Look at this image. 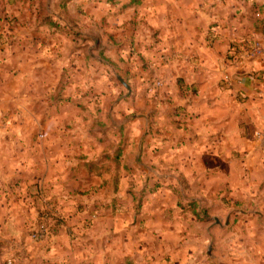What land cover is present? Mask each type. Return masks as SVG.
Wrapping results in <instances>:
<instances>
[{
    "label": "rangeland",
    "instance_id": "rangeland-1",
    "mask_svg": "<svg viewBox=\"0 0 264 264\" xmlns=\"http://www.w3.org/2000/svg\"><path fill=\"white\" fill-rule=\"evenodd\" d=\"M64 1L0 0V264H229L239 238L264 256L251 92L233 93L244 114L225 140L188 146L200 124L165 78L166 47L128 43L98 0ZM258 22L230 55L253 93Z\"/></svg>",
    "mask_w": 264,
    "mask_h": 264
},
{
    "label": "crops",
    "instance_id": "crops-1",
    "mask_svg": "<svg viewBox=\"0 0 264 264\" xmlns=\"http://www.w3.org/2000/svg\"><path fill=\"white\" fill-rule=\"evenodd\" d=\"M98 1L100 7L110 11L107 18L109 22L127 33L128 43L141 44V47L147 43H158L159 49L166 47L160 53L165 54L169 60L168 65H171L165 78L172 92L178 93L179 104L194 113V120L200 124L198 131L188 138V146L213 144L227 138V125L237 122L238 116L244 114L237 113L231 118L233 112L230 109L240 106L232 97L233 93L251 92V99L256 104L252 105L253 108L247 106L251 108V113L249 110L247 113L252 115V121L257 122L258 119L264 122V60L256 67L263 68V71L260 72L262 79L257 81V86L253 84L257 88L254 93L239 81V70L231 67L230 61V48L244 40L242 36L245 31L250 37L261 35L255 12L264 6V0H189L187 7L182 6V0H172L171 7L161 5V0ZM182 11L183 20L180 16ZM144 49L147 50L141 52L150 57L149 46ZM183 85L185 88H193L194 94L189 93L187 96L188 92H185L182 95ZM257 133L264 135V131L257 130L254 134L253 151L264 155ZM181 139L185 140V137ZM1 175L2 172L0 191L5 187L4 175ZM15 178L16 183H20V176ZM255 203L263 209L264 197L256 199ZM255 215L264 219V211H257ZM257 231L264 236V226ZM248 233L255 232L248 230ZM236 235H239V230ZM237 240L236 254H230L229 264H264L262 255H256L259 259L255 258L254 262L248 255H244L250 250L243 247L242 239ZM258 247L262 249L264 244ZM212 263L226 264L221 258Z\"/></svg>",
    "mask_w": 264,
    "mask_h": 264
},
{
    "label": "built area",
    "instance_id": "built-area-1",
    "mask_svg": "<svg viewBox=\"0 0 264 264\" xmlns=\"http://www.w3.org/2000/svg\"><path fill=\"white\" fill-rule=\"evenodd\" d=\"M255 18L261 22V26H262V38L261 40L255 41L254 44L249 47V53L254 54V53H259L264 49V6L260 9H257L255 12ZM243 49V45H234L231 47V53L235 54L236 50H240L242 51ZM153 85L155 87H160L162 85V82L160 80H157L156 82L153 83ZM257 138L260 141V149L261 152L264 154V135H262L261 133H257L256 134ZM47 236V229L44 225H41L40 227H37V229H34L31 233H30V237L33 241H42L43 239H45Z\"/></svg>",
    "mask_w": 264,
    "mask_h": 264
},
{
    "label": "water",
    "instance_id": "water-1",
    "mask_svg": "<svg viewBox=\"0 0 264 264\" xmlns=\"http://www.w3.org/2000/svg\"><path fill=\"white\" fill-rule=\"evenodd\" d=\"M119 80L128 90H130V86L128 84H126L122 78L119 77Z\"/></svg>",
    "mask_w": 264,
    "mask_h": 264
},
{
    "label": "trees",
    "instance_id": "trees-1",
    "mask_svg": "<svg viewBox=\"0 0 264 264\" xmlns=\"http://www.w3.org/2000/svg\"><path fill=\"white\" fill-rule=\"evenodd\" d=\"M68 1H69V0H66V1H64V2L66 3V2H68Z\"/></svg>",
    "mask_w": 264,
    "mask_h": 264
}]
</instances>
